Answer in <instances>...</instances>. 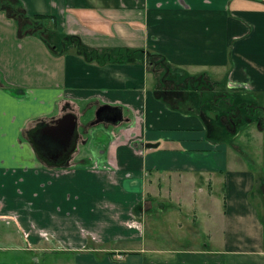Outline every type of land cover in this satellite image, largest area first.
<instances>
[{
	"label": "crops",
	"instance_id": "1",
	"mask_svg": "<svg viewBox=\"0 0 264 264\" xmlns=\"http://www.w3.org/2000/svg\"><path fill=\"white\" fill-rule=\"evenodd\" d=\"M18 1L91 48L160 55L177 83L206 74L264 108V0ZM146 62L54 54L0 11V264H264L263 169L237 168L198 96L159 99ZM102 107L123 122L95 124ZM67 114L76 140L44 145Z\"/></svg>",
	"mask_w": 264,
	"mask_h": 264
},
{
	"label": "trees",
	"instance_id": "2",
	"mask_svg": "<svg viewBox=\"0 0 264 264\" xmlns=\"http://www.w3.org/2000/svg\"><path fill=\"white\" fill-rule=\"evenodd\" d=\"M0 11L17 21L18 30L22 36H40L39 38L48 45L54 54L64 55L73 51L86 62L98 65L145 63L147 61L146 63L148 66L151 65L152 71L163 72L161 85L156 91V96L163 101L177 98L178 94L181 96L183 93H191L193 100L198 96L199 101H201L199 102L201 110L215 109L219 113L217 115L219 124L223 126L225 122L229 123L228 128L226 126L223 128L227 135L226 138L229 139L227 144L234 143L240 134L251 125H264V108L245 102L237 94L238 100H236L235 94L227 92L214 94L218 85L208 81L205 75L189 77L185 81L177 83L172 76L171 66L160 55L128 48L98 50L84 44L74 36L61 35L57 38L55 31L49 30L44 22L51 20L52 28L55 29L54 17L43 15L28 17L18 0H0ZM261 186L263 187L262 191H264V178Z\"/></svg>",
	"mask_w": 264,
	"mask_h": 264
},
{
	"label": "rangeland",
	"instance_id": "3",
	"mask_svg": "<svg viewBox=\"0 0 264 264\" xmlns=\"http://www.w3.org/2000/svg\"><path fill=\"white\" fill-rule=\"evenodd\" d=\"M44 22L46 23L45 26H47L49 30H52L53 32L55 31V35L57 38L60 37L61 35H64V33L56 32V30L52 28L53 24L51 20H45ZM35 37H38V36H35ZM205 76L207 80H209L206 74ZM215 111H216L215 109L211 111L209 110V112H207L203 116L205 123H206V127L208 128V133L213 132V125H214L213 120H216L218 122V119L216 118L217 113ZM228 125L229 123L225 122L222 128H224V126L228 128ZM243 133L240 135L238 140H236L234 143L228 144L229 145L228 149H230L231 151L237 150V151L243 152L245 156L244 157H236V156L234 157V153L232 152L230 153L232 160L235 161L238 169L251 168L256 172L260 171V169H263V173H264V125H260V124H258L257 126L251 125V128L248 131H246L244 134ZM226 136L227 135L225 133V137ZM253 198H256V193L253 195L252 199ZM176 210H178L177 207L175 208L174 211ZM262 213H263L262 217L264 219V211ZM170 216H172V218H178L179 220L181 219L185 223H188V218L193 219L191 218L187 210L182 212L181 215H177V213H173ZM166 220L167 219H165V221L163 222H159V225L162 224L164 229H167V228H171L175 224L176 227H174L173 232L174 234H177V232L179 231V225H176L175 223L176 221H173L172 223L169 221V223H166ZM156 223H158V221L157 222L150 221L149 224L151 226L152 224L156 225ZM174 237H177V236H174Z\"/></svg>",
	"mask_w": 264,
	"mask_h": 264
},
{
	"label": "water",
	"instance_id": "4",
	"mask_svg": "<svg viewBox=\"0 0 264 264\" xmlns=\"http://www.w3.org/2000/svg\"><path fill=\"white\" fill-rule=\"evenodd\" d=\"M109 110L116 111L114 118L111 120L106 119L103 115L108 112ZM108 122L114 125H119L123 122V112L122 109H112L109 107H102L96 114V122L95 124ZM77 117L74 114H67L64 117L53 121L51 124L47 125L43 130L42 133L45 134V138L48 139L46 145H52V139H59L56 143L62 146H68L72 143V141L76 140L77 136ZM43 137V138H44ZM44 138V139H45ZM55 141V140H54ZM60 159V157L58 158ZM57 161V160H54Z\"/></svg>",
	"mask_w": 264,
	"mask_h": 264
},
{
	"label": "flooded vegetation",
	"instance_id": "5",
	"mask_svg": "<svg viewBox=\"0 0 264 264\" xmlns=\"http://www.w3.org/2000/svg\"><path fill=\"white\" fill-rule=\"evenodd\" d=\"M115 114H116V111L109 110L108 112H106L103 115V117L106 118V119L111 120L112 118H114V115ZM40 137L42 138V135L37 136V132L36 133H33V134H30V139L32 140V142L34 141V143H36V144L40 143V142H38L39 141L38 139H40ZM76 138H77V136H76ZM43 144L46 145L48 143L46 142V143H43ZM46 146H51V145H46ZM47 148H48V150L44 149L45 150V153H56V150L53 147H47ZM59 157L60 156H46L47 159L53 160V161L54 160H57Z\"/></svg>",
	"mask_w": 264,
	"mask_h": 264
},
{
	"label": "built area",
	"instance_id": "6",
	"mask_svg": "<svg viewBox=\"0 0 264 264\" xmlns=\"http://www.w3.org/2000/svg\"><path fill=\"white\" fill-rule=\"evenodd\" d=\"M14 219H15V217H14Z\"/></svg>",
	"mask_w": 264,
	"mask_h": 264
}]
</instances>
